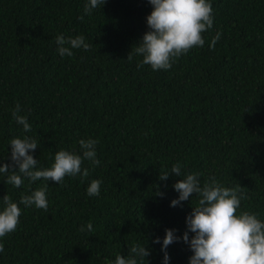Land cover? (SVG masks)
Masks as SVG:
<instances>
[{"label": "trees", "instance_id": "1", "mask_svg": "<svg viewBox=\"0 0 264 264\" xmlns=\"http://www.w3.org/2000/svg\"><path fill=\"white\" fill-rule=\"evenodd\" d=\"M86 3L0 0V166L10 162V140L25 136L37 141V168L51 167L59 150L82 156L81 139L98 141L100 161L84 160L89 175L61 184L22 177L15 188L0 174V210L4 195L21 210L16 230L0 238V264H115L137 244L150 249L148 264H163L165 229L182 236L198 200L170 206L179 195L172 185L188 173L239 188L237 214L264 222V0H210L204 46L168 70L138 67L148 0H106L91 15ZM60 35H82L91 47L61 56ZM17 104L29 132L13 118ZM176 163L182 176L159 180ZM94 179L100 194L88 196ZM44 184L47 211L19 203ZM167 253L168 264H189L193 254L182 240Z\"/></svg>", "mask_w": 264, "mask_h": 264}, {"label": "clouds", "instance_id": "2", "mask_svg": "<svg viewBox=\"0 0 264 264\" xmlns=\"http://www.w3.org/2000/svg\"><path fill=\"white\" fill-rule=\"evenodd\" d=\"M106 0H88L85 13L91 15L92 10L103 6ZM153 10L146 17L148 31L136 45L134 52L142 56V64L150 65L153 70H168L175 58L186 54L193 47H203L205 40L202 33L213 27L212 5L210 0H148ZM83 19V17H81ZM220 33L213 38L210 47H214L220 39ZM57 51L61 56L73 55L72 49H90L82 35L74 38L56 37ZM128 60L132 55L128 54ZM20 105L17 104L13 112L16 123L23 126L25 132L31 131V125L24 115H20ZM95 139H81L79 141L82 156L59 150L54 155V163L48 168H37L38 160L31 155L38 148L37 141L31 137L13 138L10 140V162L0 166V174L7 176L6 183L20 188L24 178L30 181H52L61 184L65 176L87 177L89 170L81 165L88 160L94 166H99ZM170 175L182 176L181 165H172L171 172L159 175V180L167 181ZM184 178L175 182L172 187L179 193L177 199L171 201L172 207L182 206V202L190 197H198L196 206L186 217L187 230L182 236L175 235V229H165L161 251L164 253L163 264L170 259L167 248L174 242L183 241L193 253L189 257V264H264V222L257 218V214L241 211L243 193L239 188L222 186L215 177H209L201 184L199 173L183 174ZM101 181L94 179L87 187L88 196L100 194ZM47 184L31 191L30 195H21L20 204L47 211ZM163 196L164 193L158 192ZM3 210H0V238L14 232L19 224L21 210L11 197H2ZM92 231V224H87ZM83 227L81 231H83ZM189 233L193 235L190 237ZM153 243H161L159 237ZM4 251L0 243V252ZM151 251L147 246L139 244L130 249L127 257L117 255L115 264H148L147 257Z\"/></svg>", "mask_w": 264, "mask_h": 264}]
</instances>
